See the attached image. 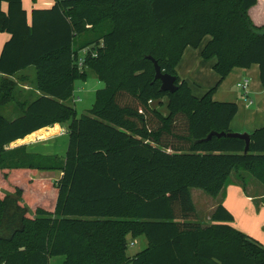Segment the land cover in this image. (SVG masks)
Segmentation results:
<instances>
[{"label": "trees", "instance_id": "1", "mask_svg": "<svg viewBox=\"0 0 264 264\" xmlns=\"http://www.w3.org/2000/svg\"><path fill=\"white\" fill-rule=\"evenodd\" d=\"M257 2L55 0L29 19L23 0H0V31L10 34L0 107L15 101L19 110H0V264H50L59 255L63 264H264V245L232 224L224 204L204 223L191 192L216 197L240 168L264 184V126L245 152L246 141L229 136L238 103L213 98L235 67L258 64L264 86V25L249 15ZM207 36L202 56L217 58L220 80L198 97L176 68ZM88 46L97 56L81 70L76 58ZM154 60L177 77L175 92L161 90ZM30 67L38 95L19 100L14 76L26 80ZM91 72L104 86L79 116L75 82ZM164 98L167 113L158 107ZM56 123L67 124L63 156L10 146ZM55 170L54 182L35 172ZM31 194H52L53 204L37 201L31 217L21 204ZM140 236L147 247L129 255V240Z\"/></svg>", "mask_w": 264, "mask_h": 264}, {"label": "crops", "instance_id": "2", "mask_svg": "<svg viewBox=\"0 0 264 264\" xmlns=\"http://www.w3.org/2000/svg\"><path fill=\"white\" fill-rule=\"evenodd\" d=\"M54 3L55 0H36L31 2L23 0L29 19H31V13L34 8H48ZM4 7H6V4H4ZM249 15L257 26L264 25V0H258L250 8ZM9 38L10 34L0 31V55L4 44ZM210 38V36L205 37L198 48L188 46L176 68L180 78L187 81L192 92L198 97H202L220 80L219 73L214 69L217 58L213 57L205 60L202 56V50ZM32 68L30 67L29 69ZM2 78L3 75L0 73V85ZM245 79L249 80L247 93L238 89V83ZM213 98L218 101H235L238 103L239 110L231 122V130L233 132L251 134L257 128L264 126V86L261 82L258 64H253L249 68L235 67L218 87ZM56 125H59L60 130L64 126L67 127V124L62 126V124L56 123L54 126ZM48 143L49 141L45 142V144ZM28 149L32 150L31 146L28 145ZM43 153L52 154L50 151ZM196 195L206 198L211 206V215L219 204H224L234 215L232 224L258 239L264 245V184L249 171L243 168L233 170L227 184L216 197L208 199L200 191H197ZM192 197L194 200L193 193ZM202 222L212 223L211 216L209 222L204 219ZM138 238L143 241V247L146 248L148 245L147 238L142 239L143 236Z\"/></svg>", "mask_w": 264, "mask_h": 264}, {"label": "rangeland", "instance_id": "3", "mask_svg": "<svg viewBox=\"0 0 264 264\" xmlns=\"http://www.w3.org/2000/svg\"><path fill=\"white\" fill-rule=\"evenodd\" d=\"M30 2L33 0H29ZM27 79L23 80L19 78V75L14 76L15 79H18V86H17V98L19 100H24V99H29L31 100L32 98H34L36 95H38V90L36 89V75H35V70L34 69H29L27 72ZM22 75V74H20ZM27 86V87H26ZM104 86V82L100 81L94 73L91 72L90 77L87 81H77L75 82V92H74V96H73V104L75 106V108L77 109V112L79 114V116L82 113L87 112V109L91 108L95 98H96V91L100 88H102ZM243 90V88H238ZM88 90V91H86ZM167 98L163 99V104H159V106L157 105V103L155 104L156 106L159 107V109L165 113H167V109H166V103H167ZM16 103L15 101L10 102L7 106L5 107H0V110L2 112H4L5 114H7L9 117H14L15 115L18 114L19 110H16ZM64 126V125H62ZM67 132V127L64 126L63 129H61L60 131L56 132V133H52L47 137L38 139V138H34L31 140H25V139H21L23 141L18 142L15 141L13 143H11L10 146L15 147V146H19L22 144H27L29 146H31L32 150H36V151H40V152H47L50 151L52 153L55 152V154L58 155H64L66 152V146L68 144V134H66ZM27 137V136H26ZM25 137V138H26ZM49 141L48 144H45V142ZM36 174L38 173V177L41 178H50L53 182L60 179L61 176V172L60 171H35ZM200 191L201 193H203V195L205 197H207L208 199H211L210 194H208L207 192H205L204 190H202L201 188L198 187H193L192 188V193L194 194V202L195 205L197 207V211L199 213V217L200 220L202 221L203 219L206 222L210 221V216H211V206L210 204H208V201L206 200V198H201V196H197L196 192ZM31 193H35V192H31ZM17 194V193H16ZM18 195V194H17ZM18 197V196H17ZM32 202L30 203L27 202L23 197H22V201L21 204L24 206L25 209H27L29 212V215L32 217H34V210L38 204H43L41 203V201L45 200V201H49L50 204H53V195H39V199L38 197H35V195H32ZM30 197V198H31ZM36 204H34L35 202ZM37 201L38 204H37ZM142 239H145V237L143 236ZM144 243L142 240H140L139 238H135V239H130L129 240V249H128V253L129 255L133 256L134 254H136L137 252H139L140 250H142L144 247ZM65 257L62 255L59 256H53L50 258V264H63Z\"/></svg>", "mask_w": 264, "mask_h": 264}, {"label": "water", "instance_id": "4", "mask_svg": "<svg viewBox=\"0 0 264 264\" xmlns=\"http://www.w3.org/2000/svg\"><path fill=\"white\" fill-rule=\"evenodd\" d=\"M154 66H155V80L161 81V90L175 92L178 89V85L176 84L177 77L169 73L163 72L156 60H154ZM214 134L219 135V136L226 135V133L224 132H221V133L212 132L210 133L208 138H210ZM229 136H234V137H239V138L244 139L246 141L245 152L249 150L250 141H251V135L249 133L231 132L229 133Z\"/></svg>", "mask_w": 264, "mask_h": 264}, {"label": "built area", "instance_id": "5", "mask_svg": "<svg viewBox=\"0 0 264 264\" xmlns=\"http://www.w3.org/2000/svg\"><path fill=\"white\" fill-rule=\"evenodd\" d=\"M90 53H91L92 57L97 56L96 50L92 51V47L91 46L85 47L84 49H81L79 51V53L77 55V58H76V63L78 65L79 69L83 70L85 68L86 58H87V56ZM238 86L240 88H243V90L247 93L248 92V88H249V80L245 79V80L239 82Z\"/></svg>", "mask_w": 264, "mask_h": 264}, {"label": "bare ground", "instance_id": "6", "mask_svg": "<svg viewBox=\"0 0 264 264\" xmlns=\"http://www.w3.org/2000/svg\"><path fill=\"white\" fill-rule=\"evenodd\" d=\"M60 130V127H59V125H56V126H54V127H50V128H42V129H40V130H38V131H35L34 133H32V134H30V135H28L26 138H25V140H31V139H34V138H44V137H47V136H49L50 134H52V133H56V132H58ZM18 142H21V141H23V140H21V139H19V140H17Z\"/></svg>", "mask_w": 264, "mask_h": 264}]
</instances>
